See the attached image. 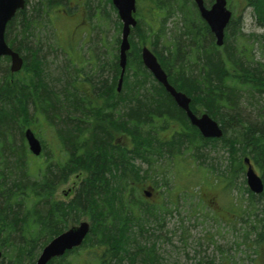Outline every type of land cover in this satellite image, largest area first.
I'll list each match as a JSON object with an SVG mask.
<instances>
[{
	"label": "trees",
	"instance_id": "trees-1",
	"mask_svg": "<svg viewBox=\"0 0 264 264\" xmlns=\"http://www.w3.org/2000/svg\"><path fill=\"white\" fill-rule=\"evenodd\" d=\"M62 1L38 0L28 13L26 0L25 8L6 28L5 39L22 56L24 65L15 74L7 64L0 67V264H34L47 242L77 225L82 217L90 229L81 247L48 264H162L151 245H135L131 240L135 233L129 224L132 218L135 223V217L127 206L134 203L124 200L135 198V179H144L136 161L149 171L158 159H170L187 148L195 151L196 158L208 160L206 168L214 171L216 159L208 154L221 148L228 154L227 171H244L243 159L248 157L256 171L264 173V64L252 62L251 47L246 45L258 40L245 37L241 17H236L227 25L224 44L218 48L191 0H139L138 24L129 39L121 92L117 95L115 91L120 73L117 38L113 52L107 51L103 57L108 67L104 82L108 93L102 94L105 104L100 94L99 102L106 108H99L84 102L73 89L75 74L67 75L55 65L56 31L51 30L50 42V38L45 42L38 39L41 31L37 28H44L41 20L45 16L48 20L50 11ZM239 1L251 7L256 23L264 27V0ZM168 20L173 24L169 31L165 28ZM13 26L16 31L11 37ZM120 27L119 22L118 33ZM67 36L72 38L74 33ZM261 41L264 47V39ZM148 44L169 83L191 98L194 113L206 112L221 125V139L200 137L143 67L140 49ZM50 54L52 73L47 66ZM251 97L262 101L252 119L244 105L252 106ZM39 117L56 126L59 145L67 154L56 162L45 154L44 168L40 157H34L38 172L33 175L28 170L32 155L24 132ZM79 172L85 176L70 202L54 201V194L69 176ZM226 181L231 180L226 177ZM246 191L250 199L264 198V192L255 196ZM254 252L264 263V249Z\"/></svg>",
	"mask_w": 264,
	"mask_h": 264
},
{
	"label": "rangeland",
	"instance_id": "rangeland-1",
	"mask_svg": "<svg viewBox=\"0 0 264 264\" xmlns=\"http://www.w3.org/2000/svg\"><path fill=\"white\" fill-rule=\"evenodd\" d=\"M37 2L38 0H27L26 12H32ZM229 3L233 11L232 18L241 17L242 33L245 37L254 36L258 40L253 44L251 41L246 43L247 47H251L252 62L264 64V47L261 46L264 27L256 23L251 7L244 8V3L239 0H229ZM48 20L45 16L41 20L44 28L41 25L37 28L41 31L38 38L42 40L41 42H45L46 38L51 39L49 42L52 41L51 30H55L56 36L59 33L63 38L69 32H73L77 40L86 38L84 42L88 38L99 39L101 31L106 50L113 52L116 39L120 38L119 20L110 0H63L53 7ZM172 25V21L168 20L165 28L169 31ZM14 29L15 26L12 28L11 37L16 31ZM147 47L152 50L149 44ZM161 47L157 46L156 50L159 51ZM53 63L50 54L47 66H50L51 73ZM6 64L9 65L4 59L0 60V67H5ZM26 73L27 71L23 75ZM261 102L258 98L251 97L252 106L248 105L249 103L244 104L250 119L255 117L256 108ZM30 128L42 141L46 154L51 155L53 162L64 157L58 152L59 140L52 125L39 117L37 123H33ZM120 138L127 142L124 137ZM216 146L221 147L219 144ZM181 151L182 153L176 151L170 159L166 156L158 159L156 167L149 171L146 165L136 161V165L143 171L141 175L144 179H135V198L142 197L143 188H152L156 193L155 197L161 198L163 202L162 205L138 202L127 206L128 213L135 217V223L131 221L129 225L138 238V243L144 245L142 242L148 239L145 242L148 246L150 241L153 242L150 245L161 258L162 264H195L200 262V258L205 261L211 259L210 263L216 264L220 255L228 258L223 262L229 264H264L256 258L254 252L258 248L264 249V198H249L245 172L234 173L236 168L227 171L228 154L221 148L216 153L208 154V158L216 159L214 161L216 164L213 162L216 166L214 171L206 168L210 163L208 160L203 161L202 156H199L200 158L194 156V150L182 148ZM32 157L29 158L28 170L29 173L36 175L38 163ZM45 162L47 163L43 156L39 158L40 167L44 168L47 165ZM255 172L264 183V173H259L256 169ZM84 176L85 174L81 172L71 174L68 181L54 194L53 200L70 202ZM226 177L231 181H226ZM70 189L71 192L68 191ZM169 199L178 200L170 203ZM145 209L150 210L155 216L148 217L143 212ZM82 221L88 222L85 217L79 222Z\"/></svg>",
	"mask_w": 264,
	"mask_h": 264
},
{
	"label": "water",
	"instance_id": "water-1",
	"mask_svg": "<svg viewBox=\"0 0 264 264\" xmlns=\"http://www.w3.org/2000/svg\"><path fill=\"white\" fill-rule=\"evenodd\" d=\"M194 3L198 8L200 17L207 23L211 33L214 35L215 44L217 46H222L224 42V30L231 17V13L226 9L225 0H215L212 7L208 10L204 8L202 0H194ZM112 4L116 8L118 17L122 23L118 57L120 75L117 82V90L120 91L126 67V53L130 48L129 36L131 29L136 26V20L133 17L135 12V0H112ZM24 7L25 0H0V58L9 57V70L11 73H16L21 70L23 60L20 55L13 51L7 44L5 40V31L7 24L15 17L16 13L23 10ZM140 57L143 66L172 97L176 106L184 111L190 123L198 129L203 138L219 139L223 136L221 126L212 120L206 113L197 117L191 112L189 108L190 98L184 93L176 91L175 88L168 83L167 76L158 63L157 58L146 46L141 48ZM24 137L29 151L34 156H38L41 152V146L33 132L27 129L24 132ZM244 163L247 166L245 176L249 190L255 195L261 194L264 190L262 179L254 172L248 159H244ZM146 195L149 196V194ZM88 232L89 225L86 222H81L78 226H73L57 235L42 248L35 264H48L52 259L61 257L65 252L80 246Z\"/></svg>",
	"mask_w": 264,
	"mask_h": 264
},
{
	"label": "flooded vegetation",
	"instance_id": "flooded-vegetation-1",
	"mask_svg": "<svg viewBox=\"0 0 264 264\" xmlns=\"http://www.w3.org/2000/svg\"><path fill=\"white\" fill-rule=\"evenodd\" d=\"M215 0H202L203 6L206 9H210L212 4ZM192 6L194 7V10L199 15V12L197 10V7L193 0H191ZM229 0H226V7L228 10H231V7L229 6ZM137 5V0H136ZM246 5V4H245ZM233 12V11H232ZM200 17V15H199ZM201 19V18H200ZM90 29V26L88 30ZM214 37V36H213ZM86 38H83L81 40H77L76 37H61L58 33L57 37L54 39V46H53V59L56 62L55 65L59 66L66 74H75L76 79L72 80L71 82L74 83L72 85L74 90H77L78 93L81 95V99L84 100V102L88 104H97L99 108H106L104 100L106 99V95H102L104 93H108V87L104 84L106 80V73L108 71V67L106 65L105 58L103 59L105 53L107 52L105 48V39L102 38V32L100 31L99 39L90 40L89 38L84 42ZM215 41V40H214ZM106 57V56H105ZM102 83V84H101ZM164 89V88H163ZM116 94L119 95L120 92L117 91V87L115 88ZM100 94L103 96V104L99 99ZM114 96V95H112ZM98 102L100 104H98ZM113 104V103H112ZM113 106V105H111ZM97 109V108H96ZM41 119L44 122L49 123L52 125L51 122L41 117ZM36 138L38 139L40 145H41V153L40 157L44 156L46 154V150H44V145L42 141L39 139L37 134H35ZM167 137V136H166ZM117 140L116 142H118ZM64 147H61L58 144V152L65 156L66 151L64 150ZM45 152V153H44ZM148 168V167H147ZM135 186V184H134ZM71 192V189L68 190ZM145 191H148V194L150 196L145 195ZM142 197L139 198H133V199H125L124 201L126 203H138V202H149V204H159L162 205V199L156 198V193L152 190V188L146 189L143 188L141 191ZM171 202H176L178 199H169ZM181 200V199H180ZM225 259L222 255H220L219 262L216 264H229L223 262ZM211 259L203 260L200 258V261L202 263L209 262Z\"/></svg>",
	"mask_w": 264,
	"mask_h": 264
},
{
	"label": "bare ground",
	"instance_id": "bare-ground-1",
	"mask_svg": "<svg viewBox=\"0 0 264 264\" xmlns=\"http://www.w3.org/2000/svg\"><path fill=\"white\" fill-rule=\"evenodd\" d=\"M54 123V122H53ZM52 127H53V130L54 131H56L55 129H56V126L54 125V124H52ZM185 149H187V148H185ZM70 153H71V151H70ZM73 153H74V151H73ZM72 153V154H73ZM145 214H147L148 215V217L150 216L151 218H153L155 215L153 214V213H151L149 210H147V209H145L144 211H143ZM133 221V220H132ZM152 237H154V238H158V236H155V235H152ZM132 242H134L135 243V245H137V244H139L138 243V238L135 236V238L133 237L132 239ZM148 239H146L145 240V242L147 241ZM145 242H144V245L147 247V245L145 244ZM151 243H153V242H151L150 241V244ZM149 244V245H150ZM195 264H203L201 261L200 262H196Z\"/></svg>",
	"mask_w": 264,
	"mask_h": 264
}]
</instances>
